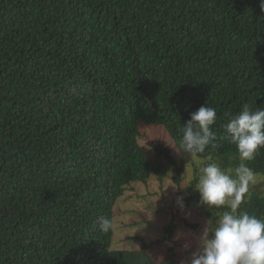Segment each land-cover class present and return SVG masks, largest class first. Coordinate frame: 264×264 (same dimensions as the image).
Masks as SVG:
<instances>
[{"label":"trees","instance_id":"16d2710c","mask_svg":"<svg viewBox=\"0 0 264 264\" xmlns=\"http://www.w3.org/2000/svg\"><path fill=\"white\" fill-rule=\"evenodd\" d=\"M261 4L0 0V264H174L113 251L114 206L129 185L163 181L164 162L179 184L170 150L140 140L160 129L179 151L201 106L216 110L217 147L196 159L239 164L224 125L264 109ZM247 163L261 181L240 210L264 218V148ZM226 210L204 206L210 224Z\"/></svg>","mask_w":264,"mask_h":264},{"label":"clouds","instance_id":"9594fccd","mask_svg":"<svg viewBox=\"0 0 264 264\" xmlns=\"http://www.w3.org/2000/svg\"><path fill=\"white\" fill-rule=\"evenodd\" d=\"M261 7L264 8V0ZM216 118V110L207 105L191 113L183 125L176 151L193 159L209 146L217 147L216 135L211 130ZM224 130V138L236 146L239 164L224 170L217 163H208L200 169L193 188L209 210H227L217 215L211 225L207 222L196 239L189 264H264V218L240 210L250 186L257 183V173L247 162L264 148V109L253 110L245 104L229 118ZM178 203L183 207L182 197H178ZM98 227L108 232L111 222L102 217Z\"/></svg>","mask_w":264,"mask_h":264},{"label":"rangeland","instance_id":"374dc122","mask_svg":"<svg viewBox=\"0 0 264 264\" xmlns=\"http://www.w3.org/2000/svg\"><path fill=\"white\" fill-rule=\"evenodd\" d=\"M144 133L145 140H140L141 145L159 144L170 150L176 165L182 167L180 182L175 184L171 166L163 161L164 172L168 175L163 181L152 175L145 184L129 185L113 209L111 249L141 251L155 262L170 258L174 264H189L196 239L207 222L211 225L204 214L205 205L196 201L198 192L193 188L200 169L210 162L181 157L163 130L148 128ZM260 181L257 177L255 185ZM178 197H182L183 207L178 203ZM166 228H170V233Z\"/></svg>","mask_w":264,"mask_h":264}]
</instances>
